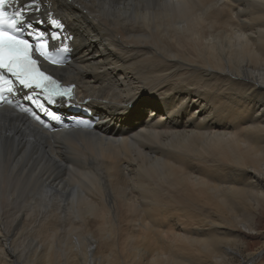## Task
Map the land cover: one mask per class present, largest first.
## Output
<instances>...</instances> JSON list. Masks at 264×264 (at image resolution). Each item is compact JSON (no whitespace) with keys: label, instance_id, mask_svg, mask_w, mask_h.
<instances>
[{"label":"bare ground","instance_id":"obj_1","mask_svg":"<svg viewBox=\"0 0 264 264\" xmlns=\"http://www.w3.org/2000/svg\"><path fill=\"white\" fill-rule=\"evenodd\" d=\"M40 1L93 124L0 108V264H94L101 245L102 264L245 262L264 215V0Z\"/></svg>","mask_w":264,"mask_h":264},{"label":"snow or ice","instance_id":"obj_2","mask_svg":"<svg viewBox=\"0 0 264 264\" xmlns=\"http://www.w3.org/2000/svg\"><path fill=\"white\" fill-rule=\"evenodd\" d=\"M17 4L19 0H0V104L13 103L9 96L18 91L16 84L29 90L24 98L41 110L44 109V102L55 103L54 97L71 100L74 85L62 86L42 68L37 58L52 64L62 63L49 50L50 42L45 34L31 31L33 25L27 21L29 13L38 11V0H27L19 7L15 6ZM36 23L43 21L37 20ZM51 25L61 27L56 20H52ZM50 39L61 40L62 36L57 32ZM21 110L29 111L28 108Z\"/></svg>","mask_w":264,"mask_h":264},{"label":"rangeland","instance_id":"obj_3","mask_svg":"<svg viewBox=\"0 0 264 264\" xmlns=\"http://www.w3.org/2000/svg\"><path fill=\"white\" fill-rule=\"evenodd\" d=\"M124 129V128H122ZM126 129V128H125ZM128 129V128H127ZM258 231L250 233L249 238L246 240V245L241 247L242 250V256L246 258V261L244 262L240 256L236 257L234 262L232 264H264V260L257 261V260H251L248 258V255L250 253H254L260 246H262V242L264 241V215H259L258 217ZM106 246L101 245L99 249H97V254L95 255L94 264L98 263L105 259V257L108 254V250ZM264 255V251H263ZM263 256H260L259 259H261ZM245 260V259H244Z\"/></svg>","mask_w":264,"mask_h":264}]
</instances>
